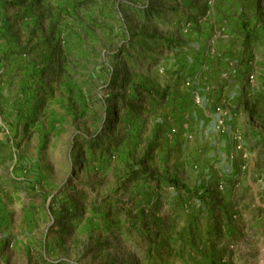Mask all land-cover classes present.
<instances>
[{"label": "rangeland", "instance_id": "rangeland-1", "mask_svg": "<svg viewBox=\"0 0 264 264\" xmlns=\"http://www.w3.org/2000/svg\"><path fill=\"white\" fill-rule=\"evenodd\" d=\"M203 39L262 133L264 0H0V264H264V149L167 119Z\"/></svg>", "mask_w": 264, "mask_h": 264}, {"label": "crops", "instance_id": "crops-1", "mask_svg": "<svg viewBox=\"0 0 264 264\" xmlns=\"http://www.w3.org/2000/svg\"><path fill=\"white\" fill-rule=\"evenodd\" d=\"M238 8L237 6L236 9ZM204 39L202 40L201 47L197 48L198 50L193 46L187 47V50L183 51L180 55L184 61L182 63L183 68L182 66L179 67L181 73L184 74L187 70V73H193V79L198 81L195 85L194 83L193 85L187 84V87L181 88L178 91L171 90L165 103L166 113L168 114L167 119H171L172 122L175 121L178 128L184 127L183 130L187 126L185 120H190L187 121L188 123H194L193 127L195 126V129L193 132L195 135L192 139L195 140L196 147L194 153L197 155L200 153L201 155H211L212 157L219 155L224 158L226 156L238 158L241 156L240 152L242 150L246 151V149L251 148L249 152L252 153V151H255V147L257 149H264V129H262V133L260 132V134V130L253 126L254 123L243 118L237 119V115L233 117V113L226 108L225 104H229L230 102L225 95V91H228L229 87L225 84L223 85V83L217 84L215 87H209L203 80L204 84L200 85V77L205 76L204 79H207L206 76H208L209 78V71L212 69L210 63L212 61V53L210 54L209 50L203 48ZM187 43L189 44V42ZM219 57L225 60L226 55L222 54ZM223 62L220 65L226 64ZM206 82L209 83L210 81ZM215 88L216 90H214ZM231 89L239 92V89L233 86H231ZM217 106H220L223 110L221 115H218L216 112L215 107ZM220 117L223 119L224 133L216 130V121ZM256 123H264V120H256ZM189 130L188 127V132ZM256 131L258 132L257 135ZM251 133L254 134V137L250 136ZM258 136H261L263 139L260 142L263 146L256 144ZM176 137L177 142H185L182 136L176 135ZM179 148H184L183 143L180 144Z\"/></svg>", "mask_w": 264, "mask_h": 264}, {"label": "built area", "instance_id": "built-area-1", "mask_svg": "<svg viewBox=\"0 0 264 264\" xmlns=\"http://www.w3.org/2000/svg\"><path fill=\"white\" fill-rule=\"evenodd\" d=\"M222 108L220 106H217L216 107V112L218 113V115H221L222 114ZM216 130L218 132H221V133H224L225 132V129H224V124H223V119L220 117L217 119L216 121Z\"/></svg>", "mask_w": 264, "mask_h": 264}]
</instances>
